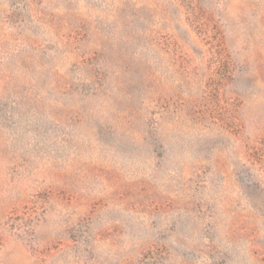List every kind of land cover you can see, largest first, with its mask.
Segmentation results:
<instances>
[{"label": "rangeland", "instance_id": "rangeland-1", "mask_svg": "<svg viewBox=\"0 0 264 264\" xmlns=\"http://www.w3.org/2000/svg\"><path fill=\"white\" fill-rule=\"evenodd\" d=\"M0 264H264V0H0Z\"/></svg>", "mask_w": 264, "mask_h": 264}]
</instances>
